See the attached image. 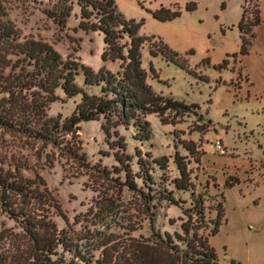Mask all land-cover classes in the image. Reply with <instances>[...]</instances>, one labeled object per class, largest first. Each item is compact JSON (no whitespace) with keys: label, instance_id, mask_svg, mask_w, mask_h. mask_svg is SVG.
Wrapping results in <instances>:
<instances>
[{"label":"trees","instance_id":"trees-1","mask_svg":"<svg viewBox=\"0 0 264 264\" xmlns=\"http://www.w3.org/2000/svg\"><path fill=\"white\" fill-rule=\"evenodd\" d=\"M255 1L244 0L242 5L238 23L242 55L250 52L256 27L263 21L261 7ZM75 7L79 9V28L103 35L102 59L118 63V68L103 66L96 71L64 58L53 46L33 36H25L7 17L6 6L0 0V128L58 146L88 166L79 148L62 137L82 122L101 121L106 141L117 149L114 156L119 163L115 167L118 176L112 179L138 194L149 231L147 235H135L138 227L121 224L126 231L111 232L119 215L111 202H96L95 215L101 220L112 217L110 220L116 223L87 231L76 229L38 172L33 177L27 175L25 170L32 169L27 163L0 156V213L14 223L13 227L6 222L0 226V264H219L211 238L226 221L225 196L215 194L213 198H221L216 202L205 191L207 186L198 192L190 166L192 162L201 163L205 153L194 141H183L188 155L174 153L172 162L178 175L169 179V156H153L151 151L142 152L138 147L129 154L128 135L121 133L124 128L132 132V140L144 144L153 137L149 115H157L162 124H175L179 116L196 112L195 104L157 92L149 83L151 75L155 76L153 66L149 71L143 67L145 47L152 57L161 55L167 61L178 62L181 55L160 37L142 36L144 21L127 19L115 0H54L46 13L65 28ZM196 8L195 2L185 7L187 11ZM146 9L162 22L182 14L178 2ZM228 63L226 58L218 66L224 68ZM76 98L69 118L61 121L49 116L51 104ZM158 171L162 172L160 176ZM101 172L105 176L111 173L106 167ZM177 191L187 193L188 199L177 197ZM171 205L179 207L185 218H179V226L176 219H169L168 228L162 229L157 224L159 210ZM57 218H62L66 226L61 227Z\"/></svg>","mask_w":264,"mask_h":264},{"label":"rangeland","instance_id":"rangeland-1","mask_svg":"<svg viewBox=\"0 0 264 264\" xmlns=\"http://www.w3.org/2000/svg\"><path fill=\"white\" fill-rule=\"evenodd\" d=\"M2 1L7 17L25 36H33L53 46L64 58L96 71L103 66L111 70L118 67V63L102 59L103 35L79 28L77 7L67 26L61 28L46 13L54 0ZM115 1L127 19L144 21L142 36L160 37L181 55L178 62L167 61L161 55L152 57L145 47L143 67L149 71L152 65L155 70L149 83L159 93L198 107L195 113L179 116L175 124H162L157 115H149L153 137L144 144L132 140V132L122 128L121 133L128 135L127 153L134 154L138 147L142 152L151 151L153 156H169L166 176L171 179L178 175L172 162L174 153L188 155L182 143L194 141L198 150L205 153L201 163L190 165L196 190L204 191L207 186L205 191L213 200L215 194L225 196L226 221L211 238L219 264H233L232 260L236 264H264V0L255 1L261 7L263 21L256 27L247 55L240 53L238 28L244 0H139L145 8L138 0ZM176 2L181 5L182 14L172 21H159L146 9L170 7ZM190 2L197 4L196 10L185 9ZM226 58L228 65L219 68ZM77 102L78 98L55 102L48 114L63 121L70 117ZM62 139L79 148L78 153L86 156L88 166L58 146L29 140L1 128L0 156L16 157L27 163L32 168L25 170L27 175L33 177L38 172L76 229L87 231L116 223L110 220L112 217L101 220L95 215L96 202H111L119 214L111 232L122 234L126 230L121 224H132L138 227L135 235H147L148 220L140 197L112 179L118 176L115 167L119 163L114 156L117 149L106 141L101 121L82 122ZM218 140L222 147H217ZM104 167L111 172L109 176L101 172ZM161 173L158 171L157 175ZM176 196L188 199L187 193L177 191ZM181 217L185 218L179 207L165 206L159 210L157 224L167 229L169 219L173 218L179 226ZM57 221L61 227L66 226L62 218ZM3 222L13 227L14 223L0 213L2 227Z\"/></svg>","mask_w":264,"mask_h":264},{"label":"built area","instance_id":"built-area-1","mask_svg":"<svg viewBox=\"0 0 264 264\" xmlns=\"http://www.w3.org/2000/svg\"><path fill=\"white\" fill-rule=\"evenodd\" d=\"M216 145H217V147H222V142L218 140ZM226 264H229V263L227 262Z\"/></svg>","mask_w":264,"mask_h":264},{"label":"crops","instance_id":"crops-1","mask_svg":"<svg viewBox=\"0 0 264 264\" xmlns=\"http://www.w3.org/2000/svg\"><path fill=\"white\" fill-rule=\"evenodd\" d=\"M107 62H109V61H107ZM110 62H111V61H110ZM112 63H114V62H112ZM117 68H118V67H117ZM117 68H116V69H117ZM116 69H112V70H116ZM235 261H236V260H235ZM235 264H236V263H235Z\"/></svg>","mask_w":264,"mask_h":264},{"label":"water","instance_id":"water-1","mask_svg":"<svg viewBox=\"0 0 264 264\" xmlns=\"http://www.w3.org/2000/svg\"><path fill=\"white\" fill-rule=\"evenodd\" d=\"M232 263H233V264H235V263H236V261H235V260H232Z\"/></svg>","mask_w":264,"mask_h":264}]
</instances>
